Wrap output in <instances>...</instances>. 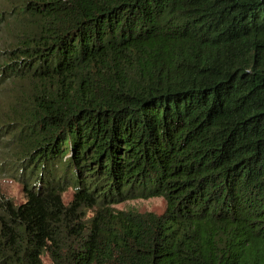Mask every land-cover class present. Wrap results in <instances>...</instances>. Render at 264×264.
I'll list each match as a JSON object with an SVG mask.
<instances>
[{
    "label": "trees",
    "instance_id": "trees-1",
    "mask_svg": "<svg viewBox=\"0 0 264 264\" xmlns=\"http://www.w3.org/2000/svg\"><path fill=\"white\" fill-rule=\"evenodd\" d=\"M0 3V264H264V0Z\"/></svg>",
    "mask_w": 264,
    "mask_h": 264
},
{
    "label": "rangeland",
    "instance_id": "rangeland-1",
    "mask_svg": "<svg viewBox=\"0 0 264 264\" xmlns=\"http://www.w3.org/2000/svg\"><path fill=\"white\" fill-rule=\"evenodd\" d=\"M4 4L0 3V9ZM18 23H13V20H8L0 30V47L4 48L16 40ZM16 27L17 29H14ZM0 188L9 196L13 197L18 203L25 200V193L21 183L7 174L0 173ZM71 198V189L65 193V201ZM120 209H134L140 212L152 211L161 213L166 208V200L160 196L148 198H132L120 203L114 204ZM43 264H53L48 254L42 255Z\"/></svg>",
    "mask_w": 264,
    "mask_h": 264
}]
</instances>
